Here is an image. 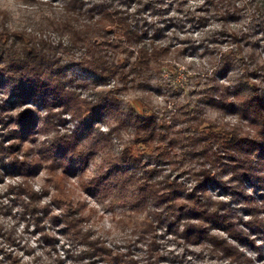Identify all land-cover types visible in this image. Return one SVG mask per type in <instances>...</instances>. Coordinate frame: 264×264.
<instances>
[{
	"label": "rangeland",
	"instance_id": "obj_1",
	"mask_svg": "<svg viewBox=\"0 0 264 264\" xmlns=\"http://www.w3.org/2000/svg\"><path fill=\"white\" fill-rule=\"evenodd\" d=\"M146 1L83 0L79 17L85 18L88 7L99 8L97 5L106 4L117 11H129L132 23L148 27L151 35L156 28H163L155 38L159 44L168 47L160 65L152 63L154 69L148 72V78L136 81L137 76L127 73L132 69L130 64L136 61V54L121 53L120 68L126 72L124 76L112 74L105 80L95 82L82 66L74 64L66 70L68 77H75L73 84L69 85L82 99L94 102L97 101V94L114 89L122 104L120 109L132 105L140 112L155 113L160 119L169 120L170 116H175L186 121L189 118L187 114L197 112L216 124L220 123L222 127L225 124L240 126L243 134L261 141L264 138V106L255 115L249 112L247 106L249 116H246L240 104L243 97L233 96V87L239 84L241 88L247 85V99L250 90L264 97V33L258 25L253 26L250 19L252 4L248 2L247 5L249 0H237L240 16L234 23L228 18H209V10L200 8L203 0H183L182 6L174 4V0H158L162 4L160 6L169 5L164 12L166 18L157 12L148 13L144 6ZM68 2L0 0V38L5 36V31L28 32L36 35L32 38L34 40L42 39L55 45L58 49L56 57L62 59L61 62L70 58L80 59L83 54L80 49L70 48L68 34L58 33L49 23V19L58 17ZM187 9L196 13L195 18H191ZM203 16L207 20L200 25L198 17ZM169 17L174 21L166 25L164 21H168ZM143 19L146 21L143 22ZM251 27L253 30H250ZM114 37L113 26H107L103 34L95 35L92 39L94 43L112 42ZM11 39L7 47L12 43ZM121 39L125 45L129 44ZM148 39L145 38L146 41ZM19 41L20 38L14 40L13 44L18 45ZM0 63L5 62L0 60ZM256 65L259 66L258 74L254 72ZM216 82L228 86L227 91H230L226 94L225 104L221 106L209 104V95ZM80 83L83 86H78ZM11 86L9 82H0V264H7L6 253L11 250L18 252L22 260L36 264H88L89 259L82 253L83 247L65 233L62 224L66 218H75L78 213L85 217L83 226L90 234L100 238L111 250L139 261L144 259L145 262L148 249L152 248L162 256L158 257L161 259L159 264H264V186L256 178L264 175V168L261 156L255 154L252 148L245 147L239 153L241 158L248 161L245 166L220 162L214 164L217 166L205 165L217 177L215 186H211L207 192L212 206L218 207L222 214L225 212L235 227L244 231L249 239L244 244L229 236L222 226H209V234L224 237L237 247L240 252L236 259L237 255L231 258L218 252L210 239L186 238L181 232L183 222L178 224L180 228L175 232L168 216L154 212L158 210L155 205L145 209L143 204H123L116 201L113 195L93 194L86 189V184L105 158L120 152L125 141L135 139L132 125L119 126L117 119L109 117L96 120L86 143H93V137H96L102 147L105 144L107 147L97 150L85 171L79 172V175L68 174L59 166L60 160L50 158L45 148L53 145L58 137L74 133L80 125L78 118L63 103H53L47 109L37 100L18 99L13 96ZM214 97L219 101L218 96ZM230 101L238 105L232 108L226 106ZM26 109L36 114V132L31 139L14 142L10 133L18 126L17 114ZM13 143L15 148L5 154L4 147ZM214 149L222 154L221 157L228 155L216 145ZM14 157L24 163L36 164L27 174L20 170L14 172ZM223 159L228 161L227 158ZM185 163L180 164L181 169H173L168 164L162 166L152 180L175 178L182 182L186 190H191L198 183L193 169L200 171L204 165L199 161ZM155 164V161L150 162V167ZM235 170H238L236 174ZM26 205L48 211L45 214L40 212L44 215L42 224L35 223V214H26ZM150 221L152 225L147 226ZM48 234L54 241L49 240ZM10 238L14 239L13 246L9 244Z\"/></svg>",
	"mask_w": 264,
	"mask_h": 264
},
{
	"label": "trees",
	"instance_id": "obj_2",
	"mask_svg": "<svg viewBox=\"0 0 264 264\" xmlns=\"http://www.w3.org/2000/svg\"><path fill=\"white\" fill-rule=\"evenodd\" d=\"M183 2V0H174V4L178 6L184 5ZM248 2L252 4L250 19L253 26L258 25L264 33V0H249L247 5ZM83 4V0H69L58 17L53 16L49 19L50 25L58 33L68 34L67 43L70 44V48L81 50L83 56L80 59L70 58L63 63L62 59L56 57L58 49L56 50L52 43L42 39L34 40L32 38L36 35L33 36L28 32L5 31L3 33L5 36L0 38V60L5 62L0 63V82L11 83L12 94L18 99L37 100L47 109H50L53 103H63L78 118L80 125L74 133L58 137L53 145L48 149L45 148L50 158L60 160L59 166L68 174L79 175V172L85 171L86 165L90 159L92 160L97 150L107 147V144L102 147L101 141L96 140V137H93V143H86L96 120L109 117L117 119L119 126L132 125L136 133L135 139L131 142L125 141L120 152L111 158H105L86 184V189L93 194L113 195L116 201H121L123 204H143L145 209L155 205L158 210L154 212L168 216L172 227L174 224L175 232H178L180 228L178 224L183 222L181 232L186 238L210 239L218 252L228 254L231 258L237 255L236 259H238L240 251L235 245L229 243L224 237L209 234V226L215 224L225 228L228 235L238 242L247 244L249 240L247 234L237 229L225 212L222 214L218 207L212 206L207 192L211 186H215L217 177L211 174L205 165L208 163L217 166L214 164L220 162L224 165L245 166L247 160L241 158L239 153L247 147L261 156L264 168V138L261 141L252 140L242 133L240 126L225 124L222 127L220 123L216 124L197 112L192 115L186 113L189 118L184 121L175 116H170L169 120L160 119L155 113L140 112L132 105L126 109H120L122 104L119 97L115 95L114 89L109 90L108 93L104 91L97 94L95 102L82 99L75 88L69 85L73 84L75 77L66 75V70L72 65L82 66L96 82L98 79L105 80V77L112 74L118 73L124 76L126 72L120 68L122 59L119 54L134 53L136 61L130 64L132 69H129L127 73L131 72L133 76H137L136 81H144L148 78V72L154 69L152 63L160 65L163 55H166L168 50L167 45L159 44L155 40L163 28H156L151 35L148 27L143 28V25L132 23L129 11L121 9L117 11V9H111L112 5L106 4L97 5L99 8L88 7L85 18L81 19L79 14ZM160 5L162 4L158 0H147L144 4L148 13L157 12L166 18L164 12L169 5ZM200 8L209 10L207 15L209 18L220 20L228 18L231 23L236 22L240 16L237 0H203ZM187 11L191 18H195L196 13L191 9ZM198 19V24L202 25L205 24L207 17H198ZM143 20V22L146 21V19ZM173 21V18L169 17L164 23L169 25ZM107 26L114 28L113 41L94 43L93 36L103 34ZM251 28L250 30H253V27ZM10 38L12 43L7 47L6 44ZM18 38H20L18 45H14L13 41ZM121 38L129 44L125 45ZM145 38L150 39L146 41ZM130 45L134 47L131 48ZM224 68H227V65H224ZM243 69L247 71V68L243 67ZM258 70L259 66L256 65L254 72L258 74ZM78 86L83 85L80 83ZM233 88L234 97H243L240 104L246 116H249L247 106L249 112H253L254 115L258 113L262 105L264 106V97L261 93L250 90L247 99V85L241 88L239 84H235ZM227 89L229 87L220 82L214 83L212 94L209 95L211 101L209 104L214 106L225 104L226 94L230 93ZM214 96H218L219 101H216ZM236 105L238 104L235 101L226 103V106L230 108ZM17 119L18 126L12 129L11 140L20 143L31 139L37 129V117L34 111L26 109L19 112ZM214 145L223 149L224 154L227 152L228 155L221 157L222 154L215 151ZM14 148V143L4 147L5 154L10 153ZM223 158H227L228 161ZM152 161L156 164L150 167ZM187 161L192 163L199 161L204 165V168L199 169L200 171L193 169L192 173H195L194 177L198 183L191 190H186L182 182L175 178L152 180L153 176L163 168L162 166L168 164L173 169H181L180 164L185 165ZM12 164L14 172L20 170L23 174H27L33 170L36 162L24 163L14 157ZM237 172L238 170H235V174ZM256 178H259L264 186V175ZM25 208L26 214L36 215L35 223L38 225L43 222V214L48 213L45 209L38 210L35 205H26ZM84 220L82 213H78L75 218H66L62 224L65 226V233L83 247L82 253L89 259L88 264H159L161 259L158 257L162 256H159L152 248L148 249L145 262L144 259L139 261L132 256L111 250L100 238L94 237L84 228ZM151 225L150 221L147 226ZM47 236L49 240L54 241L50 234ZM13 240V238L8 239L11 246H13ZM154 252L158 255L157 257ZM6 257L7 264H36L33 261L22 260L18 252L13 253L12 250L6 253Z\"/></svg>",
	"mask_w": 264,
	"mask_h": 264
}]
</instances>
